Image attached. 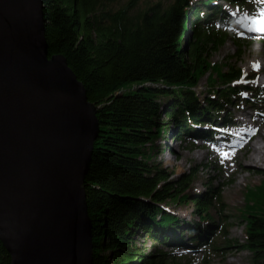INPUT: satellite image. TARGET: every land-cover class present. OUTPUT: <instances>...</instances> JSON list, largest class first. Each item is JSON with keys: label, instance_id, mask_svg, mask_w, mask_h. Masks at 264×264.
Segmentation results:
<instances>
[{"label": "trees", "instance_id": "1", "mask_svg": "<svg viewBox=\"0 0 264 264\" xmlns=\"http://www.w3.org/2000/svg\"><path fill=\"white\" fill-rule=\"evenodd\" d=\"M118 1H44L50 56L66 57L98 107L100 131L85 179L93 264H188L163 247L202 250L204 263L210 264L220 241L231 243L225 222L217 225L207 213L214 207L222 214L221 193L213 187L190 193L194 172L171 178L153 164V156L161 132L179 141L215 140L218 133L200 128L202 123L227 124L235 119L232 107L243 106L242 68L225 69L209 60L230 37L214 20L222 23L230 16L217 0H172L140 10V0L114 9ZM224 1L245 10L257 0ZM208 73L210 96L202 98L195 89ZM253 92L264 102L260 89ZM259 187L247 192L255 211L243 215L242 246L253 264H264ZM187 202L194 204L200 222L180 230L176 214L162 207ZM138 239L150 241L157 254L144 251ZM0 264H10L1 241Z\"/></svg>", "mask_w": 264, "mask_h": 264}, {"label": "water", "instance_id": "2", "mask_svg": "<svg viewBox=\"0 0 264 264\" xmlns=\"http://www.w3.org/2000/svg\"><path fill=\"white\" fill-rule=\"evenodd\" d=\"M44 1L0 0V241L10 264H93L98 107L50 56Z\"/></svg>", "mask_w": 264, "mask_h": 264}, {"label": "rangeland", "instance_id": "3", "mask_svg": "<svg viewBox=\"0 0 264 264\" xmlns=\"http://www.w3.org/2000/svg\"><path fill=\"white\" fill-rule=\"evenodd\" d=\"M130 0H119L113 4V8L117 9L123 5L128 4ZM172 0H140L136 9L140 10L146 6L156 3H168ZM264 2V0H262ZM261 7V6H260ZM233 21L236 24V28H230V34L227 41L219 50L212 53L210 56V62L216 63L227 69L228 67L242 68L245 78L242 79L241 84L248 87H263L264 86V62L263 66L249 68L247 64L257 57L264 58V41L256 42L255 39H249L252 36V30L256 28L255 24L260 19V9L254 14L257 16L251 22L237 23L236 18L238 15L235 11L229 12ZM217 22V21H216ZM218 23V22H217ZM236 36V37H235ZM264 36V35H263ZM238 40L236 41V38ZM262 68V70H259ZM254 71L260 72L256 74V79L253 80L251 75H254ZM215 71H210V74ZM209 73L203 76L199 82L198 87L195 89L202 98L210 96ZM137 85L130 86L128 90L135 89ZM264 88V87H263ZM253 94L246 93L245 97L249 99ZM251 105H254L252 102ZM264 105V103L262 104ZM255 107L254 113L250 109L244 111V114L234 113L232 115L239 122L243 123L247 129L243 134L235 133V127L228 126L226 130L229 131L230 136H220L217 139L225 140L228 146L218 147L217 145L201 141H193L190 138H183L182 141L176 140L172 134L162 133L158 137L155 143V154L153 156V164L164 169L168 173H172L171 178H178L184 174H190L194 172V178L190 186V193H200L206 191L207 187L216 188L222 195V208H224L222 214L217 212L214 207L208 210L209 217L215 220L217 225H223L225 222V229L227 239L231 241L230 244L225 246L221 241L219 244V251H212L210 256V264H253L251 261V253L242 245L246 242V218L243 216L251 210L248 204V190L257 188L264 183V167L260 166H248L244 162L243 157L247 156L250 152L249 142L246 144L249 136V130L251 132L255 129L254 133L258 135L259 124L264 128V106L262 110ZM235 114V116H234ZM164 122H168V119L163 116ZM200 128H203L202 126ZM238 130V129H237ZM242 130V131H243ZM240 131V130H239ZM258 132V133H257ZM243 135L244 139H239L238 136ZM227 137V138H226ZM255 136L254 139H256ZM251 140V139H250ZM252 141V140H251ZM194 143V145H193ZM202 145H204L202 147ZM214 150L210 155H207V151ZM215 150L217 152H215ZM231 152L237 154L239 160L242 161V169L236 162V160H228L225 158L226 153ZM239 181V182H238ZM237 192L236 199H232V194ZM256 195L262 196L260 209L256 211H264V188L259 187V191H256ZM251 199V198H250ZM251 201V200H250ZM220 207V208H221ZM165 211L176 214L179 219V229L184 230L186 227L193 226L196 221L200 222V218L195 214V206L192 203H181L162 207ZM221 228V227H219ZM221 239V238H218ZM226 239V238H222ZM138 246L145 249L146 252L157 254L159 249L151 244L150 241H143L138 239ZM224 241V240H223ZM163 247L162 251L172 252L176 254V257L183 258L188 264H205L203 260V251H195L192 248L176 247ZM107 255V253H106Z\"/></svg>", "mask_w": 264, "mask_h": 264}, {"label": "bare ground", "instance_id": "4", "mask_svg": "<svg viewBox=\"0 0 264 264\" xmlns=\"http://www.w3.org/2000/svg\"><path fill=\"white\" fill-rule=\"evenodd\" d=\"M236 22L238 23L239 20L236 19ZM260 26H264V24L259 21L257 22ZM252 30V36H250L249 39L254 40L257 42H263L264 41V36H262V34H264V30L263 29H251ZM263 62H264V58L259 56L257 57V59L249 62L247 64V66L249 68L251 67H260L263 66ZM259 70H262V68H260ZM258 126H260L259 128V133L258 135L256 133H254V131H256V127H254L255 129L251 132L250 130L252 129H248L249 130V136L248 139H246L247 141H244V143L246 144L247 142H249L250 145V152L247 156L243 157L244 162H246L245 164L248 166H260V168L264 167V128L261 127V125L259 124ZM245 131H247V129L244 130L243 134L246 133ZM243 135H240L238 138H243ZM255 136H257L256 139ZM252 141H251V140ZM214 150H209L207 151V155H210ZM215 152H217L215 150ZM234 160H236V162L238 163V165L240 166V170L242 169V164L243 163V159L242 161L239 160V157H237V154H235L233 156ZM239 182V181H238ZM237 197V192L232 194V199H236Z\"/></svg>", "mask_w": 264, "mask_h": 264}]
</instances>
